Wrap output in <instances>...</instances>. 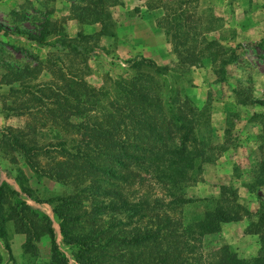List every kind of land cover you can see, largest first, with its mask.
<instances>
[{
  "label": "trees",
  "instance_id": "16d2710c",
  "mask_svg": "<svg viewBox=\"0 0 264 264\" xmlns=\"http://www.w3.org/2000/svg\"><path fill=\"white\" fill-rule=\"evenodd\" d=\"M76 1L71 5L74 18L98 24L91 34L79 31L68 37L47 16L36 30L22 33L36 45L65 50L81 68L57 65L61 62L56 55L34 57L37 68L50 74L48 80L31 83L35 69L29 64L7 66L0 76L9 95L16 101L21 97L8 109L27 117L22 128H0V149L16 152L36 180L46 178L66 188L41 194L20 168L6 171L17 188L0 180L2 248L9 255L10 224L24 236L21 257L30 264H70L69 258L76 264H264V205L250 213L234 189L225 187L217 196L185 194L201 166L224 150L212 141L208 98L196 105L182 88L164 82L166 65L142 56L127 61L124 75L101 86L88 84L83 77L86 60L99 37L113 35V22L105 0ZM162 9L155 24L170 42L175 66H197L207 59L218 75L235 62V49L195 31L190 15ZM256 45L262 48V41ZM246 99L264 108V99ZM39 129L50 137L34 140ZM257 165L264 172V154ZM28 201L48 205L51 216ZM195 202L203 203V211L186 218L184 206ZM243 216L245 229L257 238L254 256L239 257L225 245L202 253L204 234ZM43 237L48 240L47 258L40 262L37 245ZM0 264H5L1 251Z\"/></svg>",
  "mask_w": 264,
  "mask_h": 264
},
{
  "label": "rangeland",
  "instance_id": "374dc122",
  "mask_svg": "<svg viewBox=\"0 0 264 264\" xmlns=\"http://www.w3.org/2000/svg\"><path fill=\"white\" fill-rule=\"evenodd\" d=\"M179 1L105 0L104 7L113 22L111 30L114 33L112 36L99 37L97 47L86 60L83 77L88 84L101 86L108 78L114 79L127 73L128 60L139 56L149 58L150 55L162 53L165 48L173 57L158 63L169 68L164 82L172 87L182 88L196 105H201L208 98L210 124L213 128L212 141L214 145L222 144L221 149L224 148L218 150L220 152L215 153L211 161L201 166V171L194 181L185 188L186 196H217L220 187L231 188L236 193L237 201L250 213H254L264 205V172L259 171L257 165L261 154H264V108L248 102L246 97L252 100L264 99V25L263 29L258 30L254 26L250 30L252 33H247V30L251 27V21L257 24L261 16L250 15L251 0H189L181 6ZM75 3L76 0H25L19 10L0 9V76L7 72V66L29 64L35 69V79L31 83L48 80L50 74L45 69L37 68L34 57L43 60L47 56L53 58L56 55L61 62L57 65H67L72 70L81 68L77 59L66 56L65 50L54 46L36 45L28 41L22 33L26 30H36L42 17L47 16L59 24L63 34L68 37L79 31L91 34L93 29H89V25L95 26L96 23L85 24L75 19L71 13V5ZM151 7L162 12V7L168 12L182 10L183 14L190 15L196 23L195 31L199 30L203 37L214 40L223 48L235 49V62L227 65L225 71L218 75L213 73L207 59H202L197 66H175V57L168 38L161 28L155 23L153 27L151 23L153 16L156 20L162 13L155 10L149 13ZM144 15L150 16L152 33H144L141 27L139 28V24L147 21L145 18L146 21L138 23ZM21 16L23 19L19 18ZM144 27H147V24ZM192 27L190 26V29L193 31ZM249 35L258 36V39L253 41L248 38ZM261 35L262 37H259ZM199 37L201 36L197 39ZM259 41H262V48L256 45ZM8 88V85L0 83V128H22L27 117L17 114L14 109H8L17 105L21 97L17 96V101L14 100L16 97L11 93L9 95ZM227 118L230 124L225 121ZM43 133V129L36 131L34 140L41 142L45 136L50 137L49 132L47 135ZM12 158L14 161L9 162ZM15 168H20L28 177L29 184L38 188L41 194L52 195L66 189L46 178L36 180L16 152H5L1 148L0 180L5 179L16 186L13 180L5 175L6 171L14 172ZM257 178L261 181H256ZM154 191L159 194L157 189ZM33 205L46 213L49 212L46 204ZM203 209L202 202L187 204L183 209L184 216H197ZM246 223L247 217L243 216L234 222L221 223L215 232L204 234L201 238L202 253L207 254L225 245L239 257L254 256L258 242L256 236L245 229ZM53 226L57 231V225ZM8 231L10 236L12 231L9 228ZM19 242L18 238L10 240L12 249L9 255L0 245L5 264H12V261L13 264H30L25 257L22 259ZM37 246V260L43 262L47 258V238H41ZM67 256L69 257L68 254ZM69 262L76 264L70 258Z\"/></svg>",
  "mask_w": 264,
  "mask_h": 264
},
{
  "label": "crops",
  "instance_id": "0c3cea01",
  "mask_svg": "<svg viewBox=\"0 0 264 264\" xmlns=\"http://www.w3.org/2000/svg\"><path fill=\"white\" fill-rule=\"evenodd\" d=\"M23 1H25V0H0V9H7V10L15 9V10H19L20 9V6H21V3ZM249 5H250L249 7L251 8V10L249 12L251 16H256V14H260V16H261L259 18V22L257 24H256L255 21H253V20L251 21V25H250L251 27H250L249 30H247V33H252V31H250V30H252L254 28V26H255V29L256 30L263 29V25H264V23H263V20H264V0H251L250 3H249ZM154 10L156 12L162 13V10H159L158 8L149 9L148 12L150 13V12H153ZM145 18H147L146 19L147 21L145 20ZM155 18L156 17L153 16L152 19H151V23H152V26L153 27H154V23H155V21H154ZM143 20L146 21V22H143V23L139 24V28L141 27V29H142V31L144 33H147V34L152 33V28L150 26V21H149L150 20V16L149 15H144L143 18H142V20H139L138 23H140ZM145 24H147V27H144ZM89 26H91V28L89 27V29H93V32L95 31V29L98 28V26L96 27V24H95V26L94 25H89ZM87 27H88V25H87ZM148 37H150V36H148ZM257 37L258 36H256V37L254 36L253 37V36L249 35L248 38L249 39H253V41H254ZM259 37H262V35L259 36ZM164 46H165V44H164ZM172 57L173 56L171 55V53H169L168 51H166L165 48H164V50H163L162 53H157V55L156 54L150 55L149 56V59H151L152 61H154L155 63L158 64V63H163L165 61H168V60L172 59ZM14 187L17 188L16 186H14ZM28 203L31 204V205L34 204L33 202H30V201H28ZM48 208H49V206H48ZM47 214L49 216H51L50 208H49V212ZM8 228L11 229V231H12V228H11L10 224H8ZM54 231H55V233L58 234V229L56 231L55 228H54ZM57 234H56V240L59 241V237H57ZM10 236H11L10 239H9L10 249H12L11 248V244H10V240L18 238V239H20V242L18 244V248L21 251V244L23 242L24 236L22 234H19V233H14L13 231L10 233Z\"/></svg>",
  "mask_w": 264,
  "mask_h": 264
}]
</instances>
